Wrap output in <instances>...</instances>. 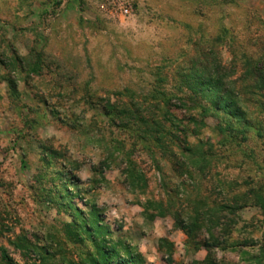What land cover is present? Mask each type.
<instances>
[{
  "label": "rangeland",
  "instance_id": "rangeland-1",
  "mask_svg": "<svg viewBox=\"0 0 264 264\" xmlns=\"http://www.w3.org/2000/svg\"><path fill=\"white\" fill-rule=\"evenodd\" d=\"M262 36L264 0H0V80L15 56L41 60L39 74L19 64L13 71L19 95L0 81V264L4 251L15 264H87L94 246L87 234L70 235L68 202L87 220L95 208L111 230L106 239L125 241L143 264H169L170 243L172 264H198L207 251H193L173 215L151 216L158 210L149 202L160 200L185 217L207 211L198 240L231 230L228 246L214 248L218 264H256L264 211L214 207L231 203L229 189L264 194L262 141L251 133L241 148L221 145L219 119L208 115L200 138L215 145L217 162L181 176L153 142L136 144L105 112L171 97L186 117L177 106L197 95L189 72L211 58L225 64ZM128 154L146 180L140 186L128 176ZM216 216L222 225L213 229Z\"/></svg>",
  "mask_w": 264,
  "mask_h": 264
},
{
  "label": "trees",
  "instance_id": "trees-1",
  "mask_svg": "<svg viewBox=\"0 0 264 264\" xmlns=\"http://www.w3.org/2000/svg\"><path fill=\"white\" fill-rule=\"evenodd\" d=\"M232 53L231 60L225 64L219 59L211 58L205 64L200 65L201 71L194 68L189 72L186 79L188 78L190 83L193 78L196 83L195 86L190 85L193 94L198 95L197 91L204 94L202 93L201 98L192 94L191 104L181 102L177 106L187 107L189 114L186 117L179 118L172 111L177 104L172 103L173 98L171 97L166 98L164 102L157 100L141 106L135 103H122L120 108H118L119 104L112 105L106 108L105 113L115 126L131 130L136 137V144L138 141L146 144L153 142L160 151L157 153L170 159L173 168L180 170L181 176L188 174V177H192L195 172L205 174V170L211 171L217 162L215 145L200 138L203 128L207 127L205 118L208 115H214L219 119L215 130L220 136L219 143L221 145L241 148L244 142L250 140V134L253 133L262 141L264 149V36L252 39L249 45L235 48ZM28 63L15 56L12 61L5 64L9 72L4 74L0 81H7L9 89L15 96L19 95V92L13 71L19 69L18 66L21 68L27 66V70L33 74L40 73V59L37 62ZM192 72L193 77L191 76ZM207 92L211 94L212 98H209ZM117 94L121 95L122 93L117 92ZM191 137L196 138L198 142H192ZM144 149L151 151L148 146H145ZM151 153L155 158L156 150ZM127 156L130 181L140 186L142 182L146 181L144 175L136 169L129 154ZM219 183L227 187L225 181L222 180ZM163 185L166 186L165 182ZM228 193L231 195V203L216 206L214 211L229 209L232 214H236L239 210L252 205L258 206L264 211V194L259 188H248L244 191H238V188L229 189ZM202 202L206 203L205 200ZM149 204L156 205L155 209L158 210L156 215L151 214L152 217L173 215L176 226L191 240L193 251L197 252L201 248L207 251L204 260L199 261L198 264H218L214 256V248L228 246L226 237L231 233L230 229L222 227L224 231L222 240L220 236H215L213 233L208 239L198 240V232L204 226L207 211L195 210V214L185 217L181 212H174L172 206L166 205L163 200L149 202ZM67 207L74 214V222L69 223V227H73L70 230V235L74 239L82 241L87 234L93 243L94 252L89 253L87 264L144 263L143 256L133 253V249L125 241L110 243L106 239V235L111 233V230L103 224L99 214H96L95 208L91 209L93 218L87 220L82 216L83 211L76 205L68 202ZM78 216L83 219L78 220ZM209 221L213 223V229L222 225L221 218L218 219V216L214 221L211 219ZM162 241L167 242V239H162ZM169 245L168 263L172 264L174 244L170 243ZM234 245L232 244V246ZM261 250H263L261 257L254 256L256 264H262L264 261V246ZM3 253L2 258L5 264H15L5 254V251ZM46 253L49 255V252Z\"/></svg>",
  "mask_w": 264,
  "mask_h": 264
}]
</instances>
